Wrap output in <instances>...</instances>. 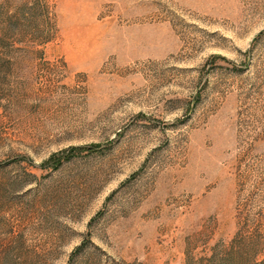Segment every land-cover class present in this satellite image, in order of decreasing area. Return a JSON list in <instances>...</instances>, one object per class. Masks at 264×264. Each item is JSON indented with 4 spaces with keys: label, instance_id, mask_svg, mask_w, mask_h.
<instances>
[{
    "label": "rangeland",
    "instance_id": "rangeland-1",
    "mask_svg": "<svg viewBox=\"0 0 264 264\" xmlns=\"http://www.w3.org/2000/svg\"><path fill=\"white\" fill-rule=\"evenodd\" d=\"M0 264H264V0H0Z\"/></svg>",
    "mask_w": 264,
    "mask_h": 264
}]
</instances>
